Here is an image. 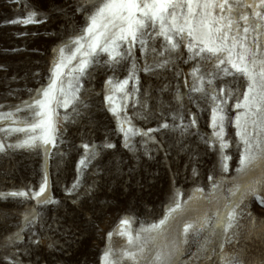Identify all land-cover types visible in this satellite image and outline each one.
Returning a JSON list of instances; mask_svg holds the SVG:
<instances>
[{
    "label": "rangeland",
    "instance_id": "1",
    "mask_svg": "<svg viewBox=\"0 0 264 264\" xmlns=\"http://www.w3.org/2000/svg\"><path fill=\"white\" fill-rule=\"evenodd\" d=\"M88 6L89 0H0V111H15L16 106L31 101L39 89L48 87L54 50L80 34L87 23L84 9ZM32 10L43 23H9ZM134 51L141 68L152 62L153 53L145 58L138 46ZM181 52L167 69L137 71L136 80L127 86L128 90L134 86L139 89L132 95L130 116L145 130L158 129L151 133L160 144L130 134V146H125L119 122L102 104V97L108 79L116 83L128 78L132 60L110 67L104 63L108 53L101 52L99 62L80 76L78 85L74 83L80 88L79 100L68 108L56 107L63 112L56 145H49L47 154L43 148L7 147L0 153V193L38 191L46 171L50 196L57 201L38 204L19 197L0 199V264H96L103 232L123 210L148 221L164 211L176 189L185 193L196 183L209 191V175H222L220 149L218 144L213 148L201 139L212 134L206 128L210 100L206 103L200 93L190 92L193 78L189 73L195 61L184 62L189 55L187 47ZM225 83L241 92L246 88L243 81H234L231 76L215 80L214 86L218 89ZM234 104L230 99L229 106ZM193 117L197 124L188 130L189 135L179 126L190 123ZM165 123L170 127L161 128ZM9 126L0 122V127ZM18 138L23 134L0 132V142L5 145L16 144ZM84 145L97 155L79 172L75 166L88 152ZM229 154L232 173L237 151L232 147ZM77 181L79 187L69 192ZM257 206L256 212L264 214V207ZM32 213H36L37 222L26 225L25 217ZM17 235L23 238L17 241ZM198 241L192 240V253Z\"/></svg>",
    "mask_w": 264,
    "mask_h": 264
},
{
    "label": "snow or ice",
    "instance_id": "2",
    "mask_svg": "<svg viewBox=\"0 0 264 264\" xmlns=\"http://www.w3.org/2000/svg\"><path fill=\"white\" fill-rule=\"evenodd\" d=\"M84 10L88 12L87 23L80 34L54 50L53 78L48 88L39 89L31 101H24L22 106H16L15 111H0V122L10 125L0 127V132L6 135L23 134L16 144L0 142V153H4L7 147L43 148L47 154L48 146L56 145L60 132L56 107L68 108L79 100L77 93L80 88L74 86L73 80L78 85L80 76L92 64L99 62V53H108V60L104 63L110 67L126 59L132 60L128 78L115 85L112 79L107 82L109 86L114 85L116 92L123 94L122 99L126 102L139 91L135 86L131 90L127 88L130 80H136L137 71L152 73L167 69L175 59L180 58L181 49L187 47L189 55L184 62L195 61L189 73L193 78L190 92L200 93V99L206 103L210 100V126L213 131L211 136L205 135L201 139L213 148L218 144L220 149L222 175L219 178L214 174L209 175L208 195H214L229 180L227 173L232 156L224 151L230 147L229 140L225 138L229 125L236 130L235 145L239 160L235 172L242 183H234L227 188L229 199L223 210L217 209L211 215L205 213L195 221L184 222L180 233L182 239L171 249L168 245L158 248L149 257L144 255L148 251V243L156 244L159 238L166 237L172 223L186 214L193 200L207 198L205 189L196 187L186 199H182L181 191L176 189L163 217L147 226L142 225L138 230L132 228V217H122L118 231L109 232L107 240L110 242L116 234L126 238L128 247L121 250L117 260L111 244H106L100 264H125V261L141 264L144 260L147 264H184L180 260L184 252L180 245L191 244L190 237L200 238L203 235L199 240L198 252L192 253L190 261L199 259V253L207 252L216 240L220 241L221 249L226 244L238 242L239 229L243 227L241 221L249 217L255 226L258 219L250 210L251 204L246 203L248 197H255L256 202L264 207V48L261 47V40L264 39V0H89V6ZM37 17V11L32 10L9 23L27 26L44 22ZM137 46L145 58L150 52L154 54L152 62H146L142 68L135 60L134 50ZM157 56L161 59H156ZM73 61L76 63L73 64ZM65 69H69V75L75 74L69 79L67 89L62 79ZM228 76L233 77L234 81H243L245 90L241 92L227 83L218 89L214 86L215 80ZM105 99L112 105L109 110L119 122L126 147L130 146V134L149 136V133L158 131L148 129L145 132L134 128L126 113L121 119V105L114 103L113 96L108 95ZM189 99L193 98L190 96ZM230 99L235 100L232 106H229ZM123 107H127V104ZM231 109L236 110L234 117L229 115ZM20 113L26 114L21 116ZM196 124L197 118L193 117L190 123L179 127L191 135L188 130ZM160 127L167 129L170 126L165 123ZM149 139L154 140L151 136ZM84 147L88 152L86 158L79 162L81 169L97 155L88 145ZM106 147L113 145L107 144ZM193 174L197 175L195 168ZM78 187L79 181L73 184L69 192H74ZM8 197L36 200L38 204L57 203L49 194L46 171L38 191L0 193V199ZM36 222V213L25 217L26 225H35ZM143 234H147L148 238ZM22 238L21 235L15 237L17 241ZM33 242L37 245L40 243L39 240ZM133 248L135 250H130ZM220 259L221 264H241L234 256H222Z\"/></svg>",
    "mask_w": 264,
    "mask_h": 264
},
{
    "label": "bare ground",
    "instance_id": "3",
    "mask_svg": "<svg viewBox=\"0 0 264 264\" xmlns=\"http://www.w3.org/2000/svg\"><path fill=\"white\" fill-rule=\"evenodd\" d=\"M256 2H258V0H256ZM250 11V10H249ZM255 19V18H253ZM261 47L264 48V39L261 40ZM56 57V56H55ZM52 71V68H51ZM65 74L67 75L64 80V87L65 89H67L68 86V81L69 79L72 78V75H69V69H65ZM51 76L53 78V73L51 72ZM51 78V79H52ZM109 81V79L107 80ZM75 83V81L73 80V84ZM115 85V83H114ZM113 86H109L108 83L105 85V90H104V96L102 97V104L106 105L108 109H110V107L112 106L108 101H106L105 97L108 95H112L113 96V100L115 104H120L121 105V119L124 118V114H127V117L129 119H131L132 121V126L136 129H139L140 131H147L145 130V128H143L142 126H140L137 122H135L132 117L130 116V109L129 107L132 104V96L125 102L122 99L123 94H118V92L115 91V87ZM49 86V85H48ZM48 88V87H47ZM127 104V107H123L124 104ZM56 111L58 113V119L60 121L61 119V114L62 109L56 108ZM111 112V111H110ZM112 113V112H111ZM236 115V110L233 109V112L231 113V116L234 117ZM211 124V115L207 120V125L206 128L212 133L213 129L210 126ZM119 127V124L117 125ZM125 127L127 128L128 125H125ZM119 130V129H118ZM235 127L229 125L226 129V139L229 140L230 142V147L225 149V153L230 155V151L231 148H235V150L237 151V158L235 161V165L234 167L236 168L237 166V162L239 160V153L238 150L236 148L235 145V141H236V136H235ZM119 132L121 134L124 135L123 132H121L119 130ZM149 136L153 137V139H149ZM149 136H142V140L144 142H151L153 143V141H155L156 143L158 142V139L156 138L154 133H149ZM160 144V143H159ZM88 149H85V151H87ZM82 160V158H80V160L77 162L76 164V168H78V171H81V168L79 167V162ZM46 165V163H45ZM229 166H230V162H229ZM257 175H259V173H257ZM227 176L229 177V180L227 183L223 184L222 187L218 188L215 192L214 195H208L207 189L205 187H203L202 185H198V184H193L191 186V188L183 193L182 189L179 188V190L182 193V199H186L188 195H191L193 190L196 187H203L205 189V196L207 198L205 199H200V200H193L189 205H188V211L186 212V214L182 217H178L176 221H174L168 231V233L166 234V237L163 238H159L156 242V244L153 243H148L147 248L148 251L145 252V257H149L151 254H154L155 251L158 250V248L163 247L164 245H168L169 249H171L179 240L182 239V237L180 236V233L182 232L183 229V224L186 221H195L197 220L199 217L203 216L205 213H208L209 215H211L213 212H215L217 209H221L223 210L224 208V204L227 202V200L229 199V194L227 192V188L230 187L232 184L234 183H242V181L240 180L239 177H237V174L234 171H232V173H227ZM232 177H236V179H232ZM48 187H49V194H51L50 191V186H49V180H48ZM210 189V188H209ZM262 194H264V192H262ZM174 195V193H173ZM172 195V196H173ZM171 196V198H172ZM235 199V198H232ZM246 203H250L251 204V212L254 213L256 215L257 222L255 224V226L252 224L251 222V218L246 217L244 220L241 221L243 227L239 229L240 232V236L238 238V242L233 243V244H226L224 246L223 249H221L219 247V240H216L210 247L209 250L207 252L204 253H199V259L190 261L189 257L192 255V249L190 247V244H181L180 247L184 250L183 255L180 257V260H182L184 263L186 264H221V257L222 256H228L229 258L231 257H235L238 261H242V264H264V214H259L256 212V207L257 206V202L255 197H248V200L246 201ZM168 205L165 206V208ZM165 212L164 211L157 217V218H152L150 220H138L136 218V215L134 213H132L130 210H123L121 212L120 215H118L112 225L106 229L103 232L102 235V246L101 249L99 251V254L97 256V263L96 264H100L101 261V254L104 251L106 244L110 243L111 247L113 249L115 258L117 260H119L120 258V253L121 250L128 247L127 245V241L126 238L121 237L119 235L114 234L111 238V241L109 242L107 240V234L109 232H114V231H118V226H119V221L121 220L122 217H126V216H130L133 218V224H132V228L133 230H138L142 225L143 226H147L148 224H151L157 220H159L160 218L163 217ZM144 237L147 239V234H143ZM203 235L198 238V240L202 239ZM191 240L196 239V237H190ZM198 248H199V241L195 247V249L193 250V253H197L198 252ZM214 249V251H213ZM130 250H135L130 249ZM211 257V258H209ZM125 264H129V262L125 261ZM141 264H147V261L144 260L141 262Z\"/></svg>",
    "mask_w": 264,
    "mask_h": 264
}]
</instances>
